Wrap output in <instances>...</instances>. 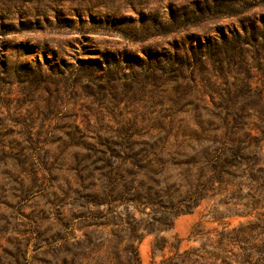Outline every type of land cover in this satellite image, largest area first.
<instances>
[{"label":"rangeland","instance_id":"1","mask_svg":"<svg viewBox=\"0 0 264 264\" xmlns=\"http://www.w3.org/2000/svg\"><path fill=\"white\" fill-rule=\"evenodd\" d=\"M256 25L264 0H0V264H264V148L177 216L115 184L178 182L175 141L254 120Z\"/></svg>","mask_w":264,"mask_h":264},{"label":"trees","instance_id":"2","mask_svg":"<svg viewBox=\"0 0 264 264\" xmlns=\"http://www.w3.org/2000/svg\"><path fill=\"white\" fill-rule=\"evenodd\" d=\"M253 34L264 37L257 25L252 32L244 29V34L233 33L234 50L240 53L242 45L251 43ZM255 94L262 101V106L241 107L239 113L245 120H254L234 126L225 124L222 135L199 136L195 140L198 143L195 146L191 144L192 140L175 141L178 150L175 155L185 159L181 161L175 156L172 157L176 166H183V173L178 177V182L168 178L163 181L154 179L153 184L141 183L136 186L135 179L130 178L129 181L126 175L117 174L115 184L121 188L117 200L145 206L158 204L177 216L191 212L208 193L217 190L218 186L228 184V177L239 178L240 173L248 170H244L247 161L254 164V155L264 148V93L258 90ZM201 131L204 132L205 129L202 127ZM110 198L109 195L107 202H111ZM255 227L247 225L249 229ZM134 251L138 259L135 247Z\"/></svg>","mask_w":264,"mask_h":264}]
</instances>
